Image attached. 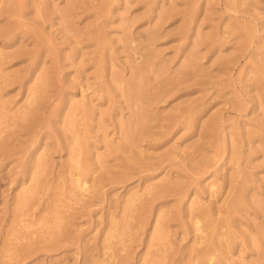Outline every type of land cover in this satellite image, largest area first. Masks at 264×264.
Wrapping results in <instances>:
<instances>
[{"label":"rangeland","instance_id":"374dc122","mask_svg":"<svg viewBox=\"0 0 264 264\" xmlns=\"http://www.w3.org/2000/svg\"><path fill=\"white\" fill-rule=\"evenodd\" d=\"M0 264H264V0H0Z\"/></svg>","mask_w":264,"mask_h":264},{"label":"bare ground","instance_id":"6f19581e","mask_svg":"<svg viewBox=\"0 0 264 264\" xmlns=\"http://www.w3.org/2000/svg\"><path fill=\"white\" fill-rule=\"evenodd\" d=\"M239 193V192H238ZM240 196V195H239ZM241 197V196H240ZM237 202H238V199L237 198H235V201H234V204L231 206V207H229V209H227V211H228V213H233V211L235 210V207H236V204H237ZM226 217V216H225ZM227 218V217H226ZM208 219H209V217H208ZM223 221H225V220H223ZM206 225L211 229V228H213L214 226H215V224L212 222V221H210V220H208L207 222H206ZM211 242V241H210Z\"/></svg>","mask_w":264,"mask_h":264}]
</instances>
